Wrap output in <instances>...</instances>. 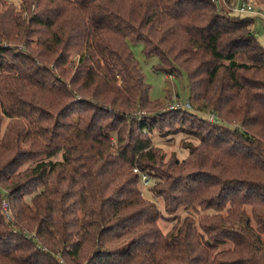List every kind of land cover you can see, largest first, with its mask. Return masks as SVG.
I'll use <instances>...</instances> for the list:
<instances>
[{"label": "trees", "instance_id": "obj_1", "mask_svg": "<svg viewBox=\"0 0 264 264\" xmlns=\"http://www.w3.org/2000/svg\"><path fill=\"white\" fill-rule=\"evenodd\" d=\"M17 7L0 0V264H264L263 18L211 0ZM135 44L185 74L197 111L149 99ZM153 132L182 135L187 157Z\"/></svg>", "mask_w": 264, "mask_h": 264}, {"label": "rangeland", "instance_id": "obj_2", "mask_svg": "<svg viewBox=\"0 0 264 264\" xmlns=\"http://www.w3.org/2000/svg\"><path fill=\"white\" fill-rule=\"evenodd\" d=\"M3 2L7 3L8 5L12 4L14 10L16 11L19 10V8L17 7L18 0H3ZM252 29L255 32L254 36L256 40L259 42L260 45L264 46V30L262 29L261 25H259V23H255L253 24ZM130 49L135 59L138 61L139 67L144 76L145 83L148 84L150 87L148 93L149 99L151 101L161 102L167 106L164 110H162V112L169 110L170 100L173 96L177 97V99L181 101L189 100L187 82L184 73L176 72L169 75V74H162L160 72H155L153 70V67L158 63L157 57L155 56H151L149 58L145 57L142 53L143 47L141 44L130 45ZM195 106L196 107H194L193 109L194 111H197L199 107V103H195ZM138 111L144 113L143 118L151 115L150 111L138 109L131 112L129 116L135 114ZM129 116L127 117L128 119ZM202 117L208 120L207 115H202ZM129 120H134V119H129ZM5 123L6 121L4 122L3 126L5 125ZM182 137H183L182 135H174V136L172 135L162 138L159 137V135L156 132L150 134V139L153 145L155 147L162 149V153L164 154L166 159H168L172 154L175 155L178 160H183L187 157L188 155L187 150L181 148L180 140ZM149 186L151 187V183ZM139 189L143 197L149 198V195L147 193V188L139 185ZM152 200L156 204L158 209L163 212L162 200L161 199L158 200L152 199ZM187 213L188 212L180 211L179 215L183 217ZM190 215H194L195 219H198L202 214L201 213L195 214L193 211L192 212L190 211ZM158 224L164 232L169 230L171 227L170 222H165L162 220H160Z\"/></svg>", "mask_w": 264, "mask_h": 264}, {"label": "built area", "instance_id": "obj_3", "mask_svg": "<svg viewBox=\"0 0 264 264\" xmlns=\"http://www.w3.org/2000/svg\"><path fill=\"white\" fill-rule=\"evenodd\" d=\"M211 1L235 13L253 15V16L259 15L263 18L262 21L264 22V16H262V11L252 6L251 4L242 3L241 2L242 0H231L230 2H228V0H211ZM193 108L194 107L189 100L181 101L177 99V97L175 96H173L170 100L169 110L189 111V110H194ZM143 116H144V113L141 111H138L135 114L129 116V119H134V120L139 121L143 118ZM207 116H208V121L211 123L218 121V118L215 114H209ZM133 172L139 175L140 185L142 187L148 188L150 185V179L148 178V176L146 174L138 172V170H133ZM1 213L7 221L12 220L10 204L6 199H3L1 201Z\"/></svg>", "mask_w": 264, "mask_h": 264}]
</instances>
